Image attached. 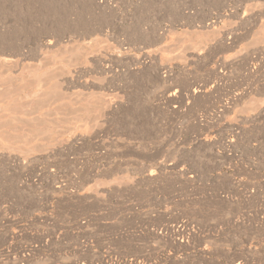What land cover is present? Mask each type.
Returning <instances> with one entry per match:
<instances>
[{
  "label": "rangeland",
  "instance_id": "rangeland-1",
  "mask_svg": "<svg viewBox=\"0 0 264 264\" xmlns=\"http://www.w3.org/2000/svg\"><path fill=\"white\" fill-rule=\"evenodd\" d=\"M237 1L0 0V264L264 263V0Z\"/></svg>",
  "mask_w": 264,
  "mask_h": 264
},
{
  "label": "bare ground",
  "instance_id": "bare-ground-1",
  "mask_svg": "<svg viewBox=\"0 0 264 264\" xmlns=\"http://www.w3.org/2000/svg\"><path fill=\"white\" fill-rule=\"evenodd\" d=\"M238 1H240V0H238ZM237 1V2H238ZM250 1V0H249ZM252 1V0H251ZM254 1V0H253ZM256 1H258V0H256ZM243 2H245L244 0H243ZM260 2V1H259ZM258 2V3H259ZM248 3V2H247ZM246 3V4H247ZM253 4V3H252ZM251 4V5H252ZM238 5V4H237ZM239 5H241V3L239 4ZM239 5H238V7H239ZM247 5H249V4H247ZM236 7V6H235ZM252 9H253V6H250ZM255 8H256V10L259 8H257V7H255V5H254V10H255ZM247 9V8H246ZM261 9H264V8H260L259 10H261ZM251 10V9H250ZM247 11V10H246ZM252 12V11H251ZM256 13V12H255ZM263 14H264V12H262ZM262 13H259L260 15L259 16H261V14ZM258 15V14H257ZM264 16V15H263ZM258 17V16H257ZM258 18H260V17H258ZM235 36V35H234ZM217 40H219L221 43H223L224 45H226L225 43H226V41H225V38H223L222 36L220 37V39H217ZM227 40V39H226ZM232 41H234V40H232ZM220 43V44H221ZM227 43H228V41H227ZM230 43V42H229ZM231 45V44H230ZM234 45V44H233ZM226 46H228V44L226 45ZM8 58V57H7ZM1 60V59H0ZM20 61V60H19ZM2 62H4V60L2 59ZM15 62V61H14ZM14 62H12V60L10 59L9 60V58H8V60H6L5 59V62L4 63H6V64H4V63H2L3 65H7V64H9L10 65V67H11V64L12 63H14ZM2 64H0V66L2 65ZM15 64V63H14ZM16 65H17V63H16ZM32 65V64H31ZM13 66V65H12ZM28 66H29V64H28ZM9 67V66H8ZM35 67H36V64H35ZM7 68V67H6ZM17 68V67H16ZM14 69V68H13ZM157 71V70H156ZM158 72V71H157ZM9 77V76H8ZM19 77V76H18ZM8 80V79H7ZM6 79H3V78H0V110L1 111H3V112H16L17 111V109L18 108H20V107H18L19 106V104H18V106L16 105V99L17 98H19V97H21L22 95H23V93H24V89H22V88H20V87H18L19 86V81L18 80H16L15 82H13L14 80H11L12 82H9V81H7ZM10 80V79H9ZM17 83H18V86H17ZM15 85V87H12V85ZM28 84H31V83H28ZM27 84V85H28ZM9 85H11L10 87H12V88H9ZM22 85V84H21ZM24 86H26V85H24ZM23 97V96H22ZM21 97V98H22ZM24 97H25V95H24ZM23 97V98H24ZM20 98V99H21ZM239 99V98H238ZM19 102V101H18ZM22 106V105H21ZM232 107H234V106H232ZM20 111V110H19ZM263 113V112H262ZM84 117V116H83ZM241 118V117H240ZM246 118V117H245ZM4 119V118H3ZM80 119V118H79ZM84 119V118H83ZM244 120H246V119H244ZM254 120V119H253ZM252 120V121H253ZM4 121V120H3ZM241 121H243V120H241ZM247 121V120H246ZM9 123V122H8ZM2 124H3V122H2ZM4 125V124H3ZM5 126V125H4ZM75 127V126H74ZM80 127V126H79ZM78 128V127H77ZM13 130V129H12ZM74 130H75V128H74ZM1 131V130H0ZM4 132H5V130H4ZM39 132H42V131H39ZM43 133V132H42ZM14 134V133H13ZM5 135V134H4ZM33 135H34V133H33ZM0 136L2 137L3 135H1L0 134ZM0 137V138H1ZM7 137V136H6ZM3 138V137H2ZM24 138V137H23ZM5 139V138H4ZM1 148V147H0ZM249 253V252H248ZM239 255V254H238ZM190 257V256H189ZM239 258V257H238ZM243 258V257H242ZM194 259V258H193ZM246 262H247V260H246ZM262 264H264V263H262Z\"/></svg>",
  "mask_w": 264,
  "mask_h": 264
},
{
  "label": "crops",
  "instance_id": "crops-1",
  "mask_svg": "<svg viewBox=\"0 0 264 264\" xmlns=\"http://www.w3.org/2000/svg\"><path fill=\"white\" fill-rule=\"evenodd\" d=\"M121 217H122V216H121ZM102 220H104V219H102ZM99 222H100V223H103V221L100 220V221H98V223H96V224H97V225H100ZM116 223H119V224H121V225L124 224L123 221H122L121 219H119ZM121 247H122V249H120L121 251H129V247H128V246H125V247H124L123 244H122Z\"/></svg>",
  "mask_w": 264,
  "mask_h": 264
}]
</instances>
